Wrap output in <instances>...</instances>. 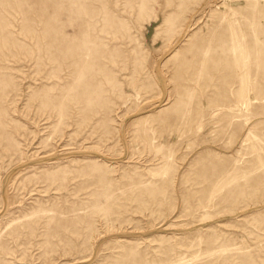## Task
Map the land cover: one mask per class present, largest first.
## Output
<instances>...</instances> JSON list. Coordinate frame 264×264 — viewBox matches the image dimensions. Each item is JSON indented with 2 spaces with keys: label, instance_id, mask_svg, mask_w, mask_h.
<instances>
[{
  "label": "rangeland",
  "instance_id": "1",
  "mask_svg": "<svg viewBox=\"0 0 264 264\" xmlns=\"http://www.w3.org/2000/svg\"><path fill=\"white\" fill-rule=\"evenodd\" d=\"M0 264H264V0H0Z\"/></svg>",
  "mask_w": 264,
  "mask_h": 264
}]
</instances>
